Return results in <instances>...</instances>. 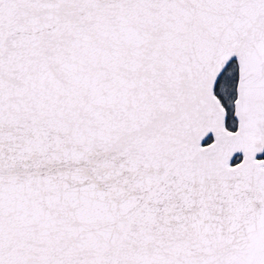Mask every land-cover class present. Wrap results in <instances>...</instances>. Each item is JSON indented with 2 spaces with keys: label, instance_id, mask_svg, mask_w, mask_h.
<instances>
[{
  "label": "snow or ice",
  "instance_id": "1",
  "mask_svg": "<svg viewBox=\"0 0 264 264\" xmlns=\"http://www.w3.org/2000/svg\"><path fill=\"white\" fill-rule=\"evenodd\" d=\"M0 264H264V0H0Z\"/></svg>",
  "mask_w": 264,
  "mask_h": 264
}]
</instances>
